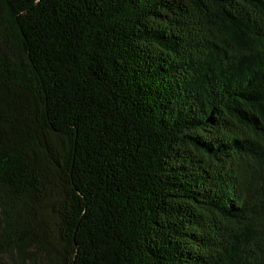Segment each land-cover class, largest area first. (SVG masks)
I'll return each mask as SVG.
<instances>
[{"label":"trees","instance_id":"1","mask_svg":"<svg viewBox=\"0 0 264 264\" xmlns=\"http://www.w3.org/2000/svg\"><path fill=\"white\" fill-rule=\"evenodd\" d=\"M0 264H264V0H0Z\"/></svg>","mask_w":264,"mask_h":264}]
</instances>
